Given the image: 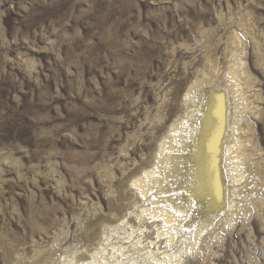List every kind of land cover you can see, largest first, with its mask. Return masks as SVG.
Masks as SVG:
<instances>
[{
    "label": "rangeland",
    "instance_id": "rangeland-1",
    "mask_svg": "<svg viewBox=\"0 0 264 264\" xmlns=\"http://www.w3.org/2000/svg\"><path fill=\"white\" fill-rule=\"evenodd\" d=\"M209 58L246 108L193 255L133 182ZM0 264H264V0H0Z\"/></svg>",
    "mask_w": 264,
    "mask_h": 264
},
{
    "label": "bare ground",
    "instance_id": "bare-ground-1",
    "mask_svg": "<svg viewBox=\"0 0 264 264\" xmlns=\"http://www.w3.org/2000/svg\"><path fill=\"white\" fill-rule=\"evenodd\" d=\"M231 56L234 57L233 54ZM232 57L226 71L234 78L238 74L235 68L237 64L231 61ZM205 63L206 70L195 76L184 95V113L178 115L179 120L159 140L149 167L143 168L133 179L136 194L150 205L143 213L150 214L151 219H159L170 242L180 235L189 237L188 248L193 255L199 253L197 245L200 237L212 226L213 232L216 228L214 220L221 211L229 210L226 189L223 190L225 180L220 178L223 163L220 164L219 154L227 155L231 151L233 146L230 144L236 142L238 137H231L232 130L233 133L241 130L240 123H237L240 120L237 121V116L232 115L231 110L245 111L246 108L240 99L242 96L233 100L226 95L221 99L213 93L214 89L220 90L222 84L216 79L218 72L214 60L209 58ZM208 86H213L212 91L206 89ZM243 118L244 114L241 113L239 119ZM224 123L227 128L231 127L230 124L235 123V126L231 128L230 135L227 132L222 138ZM246 157L241 160L250 166ZM258 170H254L255 173H259ZM248 195L245 188L237 208L240 215L247 211ZM229 213L233 214L231 210Z\"/></svg>",
    "mask_w": 264,
    "mask_h": 264
}]
</instances>
